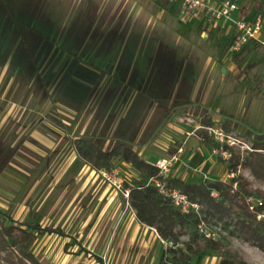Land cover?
Wrapping results in <instances>:
<instances>
[{
	"label": "rangeland",
	"instance_id": "rangeland-1",
	"mask_svg": "<svg viewBox=\"0 0 264 264\" xmlns=\"http://www.w3.org/2000/svg\"><path fill=\"white\" fill-rule=\"evenodd\" d=\"M151 1L161 3L159 0ZM234 1L239 6H248L251 11L257 7V2L264 5V0ZM138 2L145 3L146 0H0V71L8 73L4 82L10 76L17 81L22 77L24 70L30 74L32 87H37V70L46 69L49 86L54 79L55 67L58 70L65 69L68 63L67 54L74 50L77 52L78 43L65 42H71L78 36L81 37L83 31L90 28V20L97 15V8L102 16L103 12L106 15L110 12L112 35L124 36L138 33V27L145 28L148 18L147 13H143L139 19L136 18L138 17V10H136ZM168 7L171 10L167 16L171 22L182 32H188L196 44H193L191 56L186 49V46L190 48V44L172 46L177 54L178 67L177 71H174V76L170 75L169 78L170 80L175 79L174 83L177 84L187 78V73H195L190 78V82L195 92L200 88L208 90L206 91L208 92L206 93L207 109H202L203 106L201 108L195 100L196 103H192L190 107L186 106L181 113L170 112L175 114V117L169 116V119L172 117V122L168 126L162 123L158 133H155L167 139L164 137L156 139L158 143L152 149L157 153L165 154L164 149L168 145L175 146L176 137H179L178 140L182 141L183 147L182 150H178V158L173 161L171 174L179 168L181 174H191L190 180L230 179L227 161L220 157L215 147L206 144L197 135L204 128L201 122L210 117L214 118V123L222 124L228 133L239 140L240 146L237 145V148L242 152L248 150L247 145H252L254 141H264L263 51L260 47L254 46L252 50L248 49L245 53L233 56L235 53L225 48L227 35L219 33L214 38L212 33L209 37H205L198 30L196 21L192 23L189 21L190 24L181 21L178 3L175 0H171ZM162 26L161 22L152 21L147 26V32L153 35H174L171 29ZM107 27L109 25H105V28ZM82 47L85 49L86 45ZM66 50L67 54L64 52ZM145 50L143 49L140 53ZM147 53H150V49H147ZM199 53L204 55L201 62L196 61ZM209 54L213 56L212 62L215 64L211 67V75L204 70V59ZM140 55L143 59V54ZM59 63L61 68L57 66ZM181 65L182 68H180ZM157 71V77L152 78V71H150L149 76L143 80L147 82L155 78L153 81H157L159 74L161 75V71ZM195 92L192 93V98L197 95ZM47 95L48 100L41 109V113L37 105L33 106V102L27 103L30 104L31 109L28 108L29 106L26 109L22 107V103L28 101L22 100V86H18L17 91L10 95L11 102L5 108L6 101L0 99V207L10 211L16 219L29 222L38 220L41 224H65L64 229L67 234L47 231L37 234L32 250L39 256L41 264H165L161 262V257L167 248L168 241L161 239L157 234L154 236L152 232L155 230L151 226L148 227L149 236L146 231L142 233L141 230L145 227L142 222H140L142 226H138V241L135 238L134 243L115 246V240L121 241L124 238L115 236L112 244L115 249L102 251L92 245L90 248L94 247V250L86 247L88 238L91 237L79 234L78 226L71 225L69 211L64 214L62 220H58L60 215L58 211L44 215L45 212L41 215L44 217L41 218L36 216L39 199L45 197L43 201L49 202L53 197L55 198L59 190V187L54 186L55 182H72L76 176L75 165L77 162L79 164L82 162L75 156L74 138L69 139L70 135H87L107 147L114 145L119 139L134 137L138 132V125L131 123L124 124L126 125L125 133L113 130L112 128L121 125L111 124L112 118L101 117L102 104L94 110L93 101L86 110H83L85 118L93 112L92 122L88 125L84 123L56 125L52 121L46 122L47 124L24 123V119L29 114L35 116L36 119L42 115H46L48 120L56 117V107L52 102L55 92L51 90L47 92ZM34 98L37 99V94ZM177 103L176 101L175 105ZM57 105L60 107L61 104L57 103ZM135 106L138 107V103H135ZM153 106L154 102H148L146 107L143 105L142 112H150ZM62 110L69 112L65 108ZM7 116L9 117L8 122L3 123L2 118ZM61 116L65 117L66 114L62 112ZM106 120H110V123ZM109 127H112V130L109 131ZM35 129L43 131L46 137H40L34 132ZM204 129L207 131L206 128ZM66 133H69V136ZM107 137L110 138V142H107ZM125 140L131 144L150 142L148 139L134 141L127 138ZM147 150H144L143 156L147 154ZM186 151L192 154L188 155ZM163 156L168 157L166 154ZM180 164L182 165L179 166ZM114 168L118 170L122 186L117 187L115 184L111 186L117 187L115 189L120 197H127L124 187L127 183L126 179L134 182L137 177H143V174L136 169L137 172L132 164L128 165L121 158L116 159ZM238 172L249 177L254 187L264 189V180L255 178L248 168L240 166ZM71 191L72 188L69 187L63 196V202L66 196L71 195ZM28 198L34 202L32 204L34 212L24 215L23 207ZM59 204L62 203L59 202ZM105 223L104 221L103 223L98 222L97 226L105 227ZM206 224L207 228L218 232L224 247L221 251L204 249L193 253L192 264H264V251L245 238L235 220L229 224H225L224 221H206ZM114 227L118 229L123 227L121 219L114 223ZM131 229L133 230L134 226H131ZM189 233L188 231L183 234L181 239H188ZM132 238V235H128L126 242ZM198 241L202 242V239ZM0 264L4 263L0 261Z\"/></svg>",
	"mask_w": 264,
	"mask_h": 264
},
{
	"label": "crops",
	"instance_id": "crops-1",
	"mask_svg": "<svg viewBox=\"0 0 264 264\" xmlns=\"http://www.w3.org/2000/svg\"><path fill=\"white\" fill-rule=\"evenodd\" d=\"M136 10H138V17L136 16L138 19L142 17L143 13L148 14L145 28L138 27V33L136 32V34L118 36L112 35L111 30L113 28H111L110 23V12L107 15L103 12L104 15L102 16L97 8V15H92L93 18L90 20V28L84 30L81 37L78 36L71 42H65L73 44L78 43L77 52L74 50L71 51L72 53L67 54L68 51H64L65 54L68 55V63L63 70H58L57 67H55L54 79L49 86L47 85L46 69L37 70V87H32V83L30 82L31 77L27 71L25 72L23 70L24 73L21 75L22 77L17 81L14 80L13 76H10L5 82V76H7L8 73H6V75L4 71H0V99L2 98L6 101L4 108L11 102V98H9L10 95L17 91L18 86H22V100H28L22 103V107L26 109L29 106L28 108L31 109L30 104L27 103L33 102V106L37 105L39 113H41V109L46 105L48 100L47 92L52 90L55 92V98H53L52 102L56 107V113L58 112L57 114L55 113L56 117H53L54 119L52 120H48L46 119V115H42L36 119L35 116L29 114L24 119V123L40 124L52 121V123L56 125L62 123L70 125L84 123L88 125L92 122L93 112L90 110L92 113L90 112L91 114L86 115L87 117L85 118V116H83V110H86L90 106L91 101H93L94 105L92 108L94 110L102 104L100 107L103 108L101 117L112 118L111 124L121 125L115 128L109 127V131L113 129L125 133L126 125L124 124L131 123L132 125H138V132L135 136L125 137V139L129 138L134 141H138V139H148L150 142L144 144L132 143L131 146L138 150L140 154L148 149L144 157L151 160L158 161L162 157H165L163 155H167L166 151L171 147L170 145L164 149L165 154L157 153V151L152 149V147L158 143L156 139L162 137L155 134L158 133L159 126L162 123H166L168 126L172 122L171 118L175 117V114L170 112L178 111L176 114L181 113L186 106L190 107L192 103H196L195 100L198 101V105L201 106V108L203 106L202 109H207L206 104L208 99H206V93L208 92L206 91L208 90L200 88L196 92L193 91L190 78L193 77L195 73H187V78L181 82L177 81V84L174 83L175 79L170 80L169 78L170 75L174 76V71H177L178 67L176 63L177 54L172 46L176 44H190V48L186 46V49L188 50L189 56H191L190 52L193 49V44H195L188 32H182L171 22L169 16H167L170 13V7L163 3L158 4L146 0L145 3L138 2V9ZM253 11L254 10L251 11L250 8L247 10L249 13ZM152 21L154 23L157 21L161 22L163 24L162 27L171 29L174 35H153L151 32H147V26ZM194 21L197 22L199 27L198 30L201 31V34L205 37H209L213 33L215 38L217 34L222 33L220 30H210L208 33H204L202 31L201 21L193 19L190 22L192 23ZM188 24L190 23L188 22ZM105 25H109V27L105 28ZM121 26L122 25H120V27ZM84 44L86 45L85 49L82 47ZM253 48L254 45H249L243 53ZM143 49H146L145 52L140 53ZM147 49H150V53H147ZM140 54H143V59L140 58ZM202 56H204L202 53L197 54L196 61L201 62ZM212 60L213 56L211 54L204 59V70L205 72L208 71L209 75H211L212 72L211 67L215 66ZM57 66L61 68L60 63ZM180 68H182V65ZM157 70L161 71V75L159 74L160 77H158L159 79L157 81H153L155 78L147 82L143 80L149 76L150 71H152V78L154 76L157 77ZM112 80H114V82H112ZM193 92L197 94L194 98H192ZM35 94H37V99L34 98ZM176 101L178 102L177 105H175ZM200 101L202 103H199ZM63 102L65 104H63ZM143 102L146 103L144 104ZM148 102H154L153 109L147 113L142 112L143 105L146 107ZM57 103L61 104L60 107ZM135 103H138V107L135 106ZM193 105L198 106L197 104ZM62 108L67 109L69 112L66 110L64 112ZM62 112L66 114L65 117L61 116ZM169 116L172 117L169 119ZM7 117L2 118L3 123L8 122L9 117ZM83 118L86 119L84 122L82 121ZM166 118L167 120H165ZM102 122L104 123V120H102ZM107 122L110 123V120ZM203 122L204 120L201 123L203 124ZM34 132L38 133L40 137H46L45 133L40 131V129H35ZM30 134L32 135V133ZM67 136H69V133ZM79 136L80 134L74 136L70 135L69 139H75ZM197 136L202 140L200 133ZM176 138L175 144L178 148H182V141L178 140L179 137ZM164 139L167 138L164 137ZM107 140V142H110V138ZM74 151L76 154L75 156L82 161L81 164L77 162L75 165V178H73L72 182H55L54 186L59 187L56 197H53L49 202L43 201L45 197L39 199L37 202L38 214L36 216L41 218L49 214V212L58 211V213H60L58 220H62L64 214L69 211L71 215V225H73V227L75 224L78 226L77 229L79 234H86L88 237H91L88 238V245H86L90 250H94V247L102 251L114 250L115 248L112 244L115 236L124 237L121 241L115 240V246L134 243L136 242L135 238H137L138 241V226L144 225L145 227L142 228L144 230H141L142 233L146 231L147 235H150V231L148 230L150 226L144 223L141 225L140 221L138 223L136 209L131 206L128 197H120L115 189L117 187H112L111 184L113 183L109 181L106 182L107 180L102 175L101 171L84 161L79 156L76 148ZM186 152L188 155L192 154L190 151ZM125 163L128 165L131 164L126 161ZM181 165L182 164L179 166ZM169 174L181 176L187 180H190L189 177L191 175L186 173L181 174L179 168H177L173 174L170 172ZM139 178H141V176ZM126 180L127 183H133L130 182L128 178ZM69 187L72 188L71 195L66 196L63 202V196ZM27 200L23 207L24 215L34 212V208L32 207L34 202L29 198ZM58 201L62 204H59ZM42 214L44 215L41 216ZM119 219H121L123 227L118 229V227H114V223ZM103 221L106 222L105 227L101 226L102 228H99L97 223H103ZM108 224L109 226L107 229ZM52 225L61 227L64 234H67L64 229L65 224ZM131 226H134L133 230ZM154 230L155 232H152V234L154 236H156L155 234L159 236L157 230L155 228ZM128 235H132L133 238L126 242ZM100 237L110 238L102 239ZM157 238L158 237H156V239ZM91 245L94 247L90 248Z\"/></svg>",
	"mask_w": 264,
	"mask_h": 264
},
{
	"label": "trees",
	"instance_id": "trees-1",
	"mask_svg": "<svg viewBox=\"0 0 264 264\" xmlns=\"http://www.w3.org/2000/svg\"><path fill=\"white\" fill-rule=\"evenodd\" d=\"M159 1L168 5L171 0ZM248 8L241 6L243 12H247ZM255 9L264 14L262 3L257 2ZM213 123L214 120L207 117L203 125ZM200 136L206 144L213 147L219 145L204 128L200 130ZM226 146L231 150V156L226 159L228 168L235 171V175L230 179L207 178L195 181L170 174L163 176L157 161L144 157L128 140L119 139L114 145L104 147L87 135L74 139V147L79 156L96 169L112 170L116 159L121 158L143 174V177L135 179L133 183H125L124 187L129 188L128 201L136 209L138 220L154 227L159 236L168 241L161 257V262L165 264H192L193 253L204 249H223L224 243L220 237H208L199 231L198 224L202 221H224L229 224L235 220L245 238L264 251V219L257 217L258 211L264 209V189L254 187L249 177L238 172L239 167L243 166L255 178L264 180V141H254L252 149L245 152L237 146ZM177 152L176 144L166 151L167 156ZM151 176L164 178L169 185L180 188L191 201L200 203V213H185L178 209L169 197L161 194L154 185L147 184ZM234 182H237V186H234ZM250 194L263 199V204L256 210L251 209L247 202ZM45 231L64 234L59 226L42 225L38 220L29 222L16 219L10 211L0 207V261L4 264H41L39 256L32 250V245L37 234ZM188 231V239H181ZM200 239L202 242L198 241Z\"/></svg>",
	"mask_w": 264,
	"mask_h": 264
},
{
	"label": "built area",
	"instance_id": "built-area-1",
	"mask_svg": "<svg viewBox=\"0 0 264 264\" xmlns=\"http://www.w3.org/2000/svg\"><path fill=\"white\" fill-rule=\"evenodd\" d=\"M175 1L178 3V13L181 21L189 22L193 19L200 20L204 33H208L210 30H220L227 35L228 39L225 43V48L234 52L235 54L233 56L243 53L249 45L260 47L264 56V14L261 11L258 12L254 9L252 13L243 12L234 0L214 2L210 0ZM202 126L219 142V145L215 146V148L222 159L226 160L231 156V150L226 145L240 146L239 140L228 133L222 124L214 123ZM247 148L249 150L252 149L251 145H247ZM178 150H182V148L180 147ZM178 152L168 157H162L157 161V165L160 167V173L163 176L166 177L169 175L173 161L178 158ZM100 171L111 183L117 187L122 186L117 169H101ZM235 173V171H230V176L232 177ZM147 184L154 185L161 194L169 197L172 203L182 212L195 211L200 213L202 207L200 203L191 201L180 188L169 185L164 178H154L151 176L148 178ZM234 186H237V182H234ZM128 194L129 188H125V195L127 197ZM247 202L251 209L256 210L257 207L263 204V199L250 194L247 196ZM257 217L264 219V209L258 211ZM198 226L199 231L204 235L213 238L219 237L217 231L207 228L206 222L202 221ZM169 243L175 246L172 242Z\"/></svg>",
	"mask_w": 264,
	"mask_h": 264
}]
</instances>
